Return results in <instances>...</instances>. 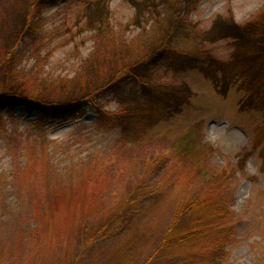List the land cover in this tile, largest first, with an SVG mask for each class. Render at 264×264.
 Returning <instances> with one entry per match:
<instances>
[{"label":"rangeland","instance_id":"obj_1","mask_svg":"<svg viewBox=\"0 0 264 264\" xmlns=\"http://www.w3.org/2000/svg\"><path fill=\"white\" fill-rule=\"evenodd\" d=\"M7 96L88 107L40 122L38 111L0 106V231L13 237L17 226L34 240L23 262L9 252L13 264L66 261L72 214L78 222L86 208L101 211L126 194L120 182L131 174L115 166L142 168L162 155L151 178L164 193L137 204L135 235L159 245L174 207L193 195L188 187L220 183L200 196H223L237 216L221 258L264 264V0H0V98ZM47 161L65 177L83 172L87 203L75 198L81 178L55 176L57 190L70 188L47 189L38 175ZM46 193L61 209L49 224L37 205ZM137 241L140 264L154 247ZM105 246L83 264L116 262L115 245Z\"/></svg>","mask_w":264,"mask_h":264},{"label":"trees","instance_id":"obj_2","mask_svg":"<svg viewBox=\"0 0 264 264\" xmlns=\"http://www.w3.org/2000/svg\"><path fill=\"white\" fill-rule=\"evenodd\" d=\"M248 94H250L249 90L244 92V96ZM22 99L24 98L17 96L3 97L0 98V106H9L11 113L20 106L26 108L28 113L38 111L40 122L47 119L63 120L67 116L74 117L82 114L88 108L86 105L84 106L76 102L46 106L40 105L34 100ZM96 109L100 113L99 117L101 120H105L106 117H108V119L110 118V114H106V112H103L99 108ZM164 157L166 156H158L142 168L136 164L126 168L123 162L115 166V169L118 171L119 169H121L122 172L126 171L123 174H131L130 177H125V181L120 182L122 188H126V194L118 197L112 196L111 200L107 199V207L103 208L101 211L89 210L86 208V213L83 214L84 217L79 219L78 222L74 219L75 215L72 214L71 220L75 221L76 231L72 238V252L66 256V261H64L65 264H83V260L87 255H89L90 258L104 255L105 250L108 249H106V246L105 248L103 246L105 243L109 242L115 245L112 248H115V250L117 249L118 252L116 253L117 255H115L111 251V254L117 256L116 262L114 259L110 261L112 264H138L141 259L139 258L141 253L138 252L136 248L138 244L137 239L142 241L144 250L154 247L151 257H148L147 260L144 259L140 264H164L167 261L166 264H225V259L221 258V254L226 253V248H228V245L236 238L234 235L236 229L234 221L237 216L235 212L228 207L229 205L226 199H223V196L217 198L220 200L212 197H204V194L200 196V193L212 194L213 190L225 188L222 187L220 183L211 185L208 188L201 186L196 188L188 187L193 195H190L185 200L179 201V204L174 207L170 213L171 219L163 235L161 234L159 245L149 247L148 240L144 241L142 235H139L140 233L135 235L136 232L133 230L135 225L132 223V220L134 221L137 219L139 213L141 215V208L137 204L145 203L148 199L155 198V195L164 193L163 188L160 187V182H158V180L153 181L151 178L154 167L157 165L155 160L158 161V158L163 159ZM45 164L47 168L39 169L38 172L40 173H38V175L44 179V183L51 193L54 194V192L58 190V192H61V190H63L61 188L64 186V183H62L61 187L58 190L56 189L55 176H59L61 181L65 179L66 184L72 182H76L77 184L80 182L81 178V187L75 190V194H80L75 198L83 203H87L86 198H84L81 193L84 185L83 172L82 176H79V173H77L71 177H65L57 174L49 161ZM27 172L26 175L28 176ZM91 182L92 180L90 179V183ZM0 184H2L0 190H5L7 186L5 184V179L3 180L0 178ZM64 187L70 188V186L67 187V185ZM70 191L71 190L68 192ZM50 196L46 193V195H44V200L37 204L40 211L39 213L45 216L46 224L54 223L55 219L58 217L57 213L61 210L60 205L58 209L56 208V203L53 202L54 197L51 199ZM55 197H57L56 193ZM72 202L79 205L74 199ZM133 207H135L137 211H135ZM66 208L62 207L64 210ZM64 210H62V213ZM67 212H70V210L68 209ZM22 220H26V218L20 221ZM48 226L49 225H46L43 231L50 234L52 230L48 229ZM0 229L2 228L0 227ZM10 230L12 233L15 232V234H12L13 237L0 231V264H13V258L17 257V254L9 255V252H14L16 249L20 252L19 257L23 262L28 256L26 250L29 248L32 249L33 247L34 240L33 238L31 239L32 236L29 234V236L23 235L24 232L28 233L27 231H22L17 226L16 228L12 227ZM101 244H103V246H101ZM128 246H132L134 249L132 251H127L126 248ZM194 247H197V249H194ZM97 248L99 252L96 251L98 250ZM106 253H109V251ZM21 254H23V256ZM162 258H164L165 261H163ZM64 262L60 264H64ZM45 264L55 263L47 261Z\"/></svg>","mask_w":264,"mask_h":264}]
</instances>
